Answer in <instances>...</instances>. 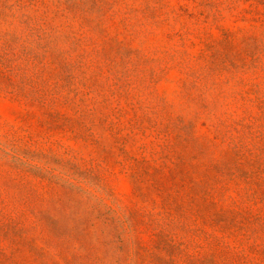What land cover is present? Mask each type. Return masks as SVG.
Segmentation results:
<instances>
[{"label":"rangeland","instance_id":"374dc122","mask_svg":"<svg viewBox=\"0 0 264 264\" xmlns=\"http://www.w3.org/2000/svg\"><path fill=\"white\" fill-rule=\"evenodd\" d=\"M103 2L106 15L58 18L52 46L63 56L42 77L23 53L33 40L23 11L0 15L11 34L0 43L15 46V88L0 83V247L16 256L0 264H264V216L249 228L244 213L204 210L172 123L201 114L208 164L234 146L246 162L264 158V52L255 68L246 51L253 35L264 42V0L235 10L234 0ZM24 86L68 100L63 115L31 105ZM252 211L264 214L261 203ZM118 215L133 234L114 228Z\"/></svg>","mask_w":264,"mask_h":264},{"label":"trees","instance_id":"16d2710c","mask_svg":"<svg viewBox=\"0 0 264 264\" xmlns=\"http://www.w3.org/2000/svg\"><path fill=\"white\" fill-rule=\"evenodd\" d=\"M242 1L234 0L231 9L235 10L241 7ZM246 1L249 0H244V3ZM0 3V15L8 10H13L11 16L17 17L14 11L16 7L23 11V23L26 24L29 35L33 37L32 45L24 46L23 53L28 58H32L33 61H37L38 63L36 64H40L38 74L40 77L48 74L51 68L49 65L52 64L53 59L58 58V60H61L63 56L62 52L52 46L53 34L58 28L57 21L59 17L63 18L71 15V13L81 14L92 9H97L103 15H106L105 12L111 7L110 4L107 9L106 5L109 3L103 2V0H0ZM147 9H150V7H147ZM241 9L242 11L250 12L247 7H242ZM154 11L155 9H151V12ZM123 29L128 30L127 26ZM10 35L9 33L6 35L0 32V39L3 36L7 37ZM250 39H252V42L249 43L246 51L253 59L251 66L258 68V62L264 52V42H261L255 35L250 37ZM234 40V37L231 38V42ZM120 44H123V42L120 41ZM122 47L129 54L134 51L132 43ZM13 49H15V46L10 38L4 43H0V83H4L6 86L8 82L9 86L15 88L14 82H11L15 68L12 67V63L6 62ZM231 61L235 63L236 59L233 58ZM34 83L30 85L33 86ZM257 91L259 92V90ZM19 92L25 100L30 97L29 103L31 105L36 104L41 109H44L45 113L51 115H63L62 108L68 102V100H63L54 92L37 90L31 96L26 86L19 88ZM175 118L172 123L179 124L181 131L179 135L182 137L181 142L184 148L180 161L184 166L188 165L199 172L198 187L203 191L201 200L204 210L210 213L215 211L217 217L224 215L226 212L229 214L235 212V220L238 215L244 213L245 217L241 222L245 223L246 226L250 228L252 225L259 224L264 214L254 213L252 207L261 203V207L264 208V158L261 155L250 154L254 158H249L250 160L246 162L244 153L238 146H234L233 149L225 152V158L221 162L208 164L204 159L213 154V149L211 144L202 140L196 131L201 114L198 112L195 114H179ZM106 121L104 119L101 120V124L106 123ZM82 137L87 139L86 136ZM203 166H205V170L199 169ZM201 171H204L203 174H201ZM172 176L174 177V174ZM189 180L192 181L193 178ZM82 189L91 197H94L92 190L83 187ZM96 199L99 198L96 197ZM103 204L101 199L99 205ZM226 204L229 206H226ZM238 208H240V212ZM112 219L117 223L114 228L120 230L121 234L134 233V225L128 219H124L119 215L113 216ZM12 243L15 245V252L19 250V242L15 239ZM15 252H13L14 255ZM10 259L15 262L16 256H11L6 248L0 247V262L6 263Z\"/></svg>","mask_w":264,"mask_h":264}]
</instances>
